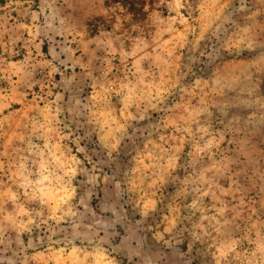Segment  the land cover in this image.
I'll return each mask as SVG.
<instances>
[{"label": "rangeland", "instance_id": "rangeland-1", "mask_svg": "<svg viewBox=\"0 0 264 264\" xmlns=\"http://www.w3.org/2000/svg\"><path fill=\"white\" fill-rule=\"evenodd\" d=\"M0 264H264V0H0Z\"/></svg>", "mask_w": 264, "mask_h": 264}]
</instances>
